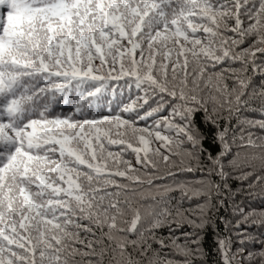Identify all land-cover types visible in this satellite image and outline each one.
Segmentation results:
<instances>
[{"label": "snow or ice", "instance_id": "1", "mask_svg": "<svg viewBox=\"0 0 264 264\" xmlns=\"http://www.w3.org/2000/svg\"><path fill=\"white\" fill-rule=\"evenodd\" d=\"M258 54L264 0H0V264H173L165 249L206 264L200 241L229 180L264 197V143L250 131L264 119L243 115L264 116ZM61 104L72 114L54 115ZM102 105L110 113L93 115ZM237 129L259 168L255 155L228 159ZM174 168L201 175L177 181ZM144 184L152 203L128 196ZM237 211V229L264 228V210ZM212 251L216 264H264V232L217 234Z\"/></svg>", "mask_w": 264, "mask_h": 264}, {"label": "trees", "instance_id": "2", "mask_svg": "<svg viewBox=\"0 0 264 264\" xmlns=\"http://www.w3.org/2000/svg\"><path fill=\"white\" fill-rule=\"evenodd\" d=\"M247 46V45H245ZM264 59L259 56L257 57V63H260L261 60ZM226 66V65H225ZM234 67H238L239 65H233ZM251 75V73H249ZM257 84L262 83V81L259 77H256ZM203 88V85L201 86ZM210 88L208 90L202 91L201 95L205 98L209 95ZM125 96L128 95V90L125 89ZM136 94L135 88L132 89V95L134 96ZM111 109L107 106H101L94 110L93 115L99 116V115H106L109 114ZM54 115L59 116H68L72 114V106L71 104H61L59 106L55 107ZM163 115H167V113H164ZM244 116L248 117L249 119L253 120H260L264 119V116L260 115V112L257 108V110L249 109L243 113ZM203 112L198 113L195 116V123L198 127H200L201 132L206 137L204 141V147L210 149L212 152V155L215 156L220 151L219 144H213V136L215 134V129L210 127L209 125L205 124L203 121ZM78 118V117H77ZM148 124H151L152 121H148ZM236 122L233 121V124ZM140 126H145V122H140ZM252 132V139L255 140V142L259 145L261 143H264V141L261 140L262 137H264V130H261L259 128H252L250 129ZM231 135V133H230ZM240 131L239 129L236 130V140L237 142L235 144H232L231 148V154L229 155L228 159H231L233 156H235L237 153H239L241 159H244L246 157H251L252 155H255L257 159L253 161V163L256 165L257 168H259L260 160L259 156L261 155V149L260 148H242L240 147ZM246 143L247 141V133H244ZM157 145L153 144V148H155ZM126 159L131 160L133 165L136 167H139V165H135V155L131 153H127L125 156ZM176 160L177 165H179V157L174 158ZM205 162L206 161V154H205ZM174 172H177L178 174L175 176V180L177 181H184V180H195L198 179L201 175L199 171H195L192 173L188 172H179L178 168L172 169ZM161 171H163V166L161 165ZM143 175V172L140 173ZM117 180H121L124 184H129L131 182L127 180H122L121 178L117 177ZM212 179H217L216 177H212ZM173 183V178L171 177H165V179L157 180V185H168ZM134 188H136V192L133 193L131 190L128 191V196L130 198L134 197V202L138 203H152L150 199L145 200V197H152L156 195V190L153 188L149 190L147 184L144 185H133ZM244 189H247V184L244 185ZM172 196H174L177 200L179 199V193H172ZM225 197H231L227 199L226 204L223 207H219L218 211L214 212V215L212 217V220L210 221V226L205 230V233L202 235L201 238V244L203 246V249L206 252V264H216V260L218 257L213 254V240L215 239V235L219 234L221 236L225 235H231L233 238H235L237 232L240 233H249L252 236L259 237V234L261 232H264V228L260 227H249L248 225H241L239 229L235 227L237 221L241 219V216L239 212L237 211L238 208H242L246 213L250 210L255 209L257 213L264 210V197H261L258 194L248 195L246 191H241V183L240 181L236 179L229 180V189L225 190L224 192ZM157 199L159 197L157 196ZM175 203V200L173 201ZM197 201L192 200L188 201L185 200L183 202L184 209L194 208ZM220 217H223V220L220 219ZM228 222V223H226ZM175 227V225H173ZM191 232L192 229L185 224L182 229H177L175 231V235L178 237H181V242H183L182 232ZM158 236L168 237L169 236V230L167 227L161 228L157 231ZM135 238V237H132ZM234 243H238V241L234 240ZM259 245L252 246V250L255 251L256 248H258ZM154 249H158L159 245L153 244ZM235 250V249H233ZM167 255L164 257L167 260L173 261V264H180V262L183 260L182 256L176 255L175 253L171 252L170 249L164 250ZM197 264H200L199 261H197Z\"/></svg>", "mask_w": 264, "mask_h": 264}]
</instances>
